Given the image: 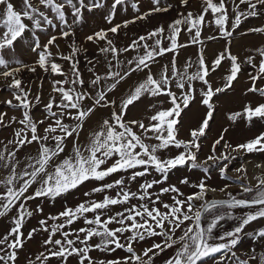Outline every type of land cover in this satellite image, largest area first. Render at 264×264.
<instances>
[{"label":"snow or ice","instance_id":"6c2138e0","mask_svg":"<svg viewBox=\"0 0 264 264\" xmlns=\"http://www.w3.org/2000/svg\"><path fill=\"white\" fill-rule=\"evenodd\" d=\"M178 2L190 8V0ZM126 3L112 0L104 16L109 27L85 37L93 44L105 42L98 48L105 71H98L99 60H89L91 76L85 79L78 56L86 49L72 40L65 52L59 41L73 37L85 12L105 8L106 0H0V92L9 93L0 104L19 113L0 111V130L12 129L11 138L0 140V218L11 221L0 237V264H18L20 252L37 232L46 233L41 242L44 250L35 259L26 257L27 264H51L53 260L56 264H156L165 253L170 254L162 264H207L209 259L213 264H264V227L246 231L264 219V173L255 177V186L237 176L240 191L235 195L228 191V184L219 189L208 185L207 176L196 183L187 177L180 179V185L193 189L187 194L177 184L168 183L173 170L185 167L205 174L216 168L221 178L232 179L227 176L229 163L237 158L232 153H264V132L233 145L226 139L229 129L225 127L204 160L199 159L219 108L217 100L233 91L241 76H246L242 95L254 99L239 110L226 112V118L232 124L239 120L249 126L253 121L264 123V46L244 59L226 46L208 61L201 39L205 27L214 26L228 40L250 17L264 19V0H200L198 10L181 12L167 26L154 27L119 47L109 33L115 36L130 24L173 7L165 0H150L148 10L141 12L139 3L133 2L131 8L137 15L114 23L118 6ZM182 32L189 36L186 43H180ZM249 34L264 35V24L241 33ZM189 44L201 48L195 64L189 58L181 70L177 55ZM25 52L34 58L26 61ZM126 53L134 55L126 57ZM166 54L172 58L161 64ZM225 61L228 68L221 76L223 83L214 86L211 75ZM193 67L195 71H189ZM26 73L36 74L37 81ZM39 73L53 77L48 80L46 101ZM137 73L141 75L127 92L113 98ZM142 98L154 101L149 106L151 114L129 118L130 108ZM194 104L205 111L183 139L184 117ZM37 107L42 108L40 117L33 114ZM29 147L34 151L21 157ZM173 149L179 151L163 154ZM235 172L246 174L247 169L241 165ZM87 182L96 183L83 193L85 200L23 231L27 220L44 212L42 204L32 208L30 202L55 201ZM216 191L226 198L209 199L208 193ZM95 194L101 197L96 199ZM233 210L241 212L235 215ZM225 218L237 220V226L214 234ZM245 238L253 246L238 254ZM117 250L125 255L107 258ZM93 252L106 254V258L98 259Z\"/></svg>","mask_w":264,"mask_h":264},{"label":"rangeland","instance_id":"374dc122","mask_svg":"<svg viewBox=\"0 0 264 264\" xmlns=\"http://www.w3.org/2000/svg\"><path fill=\"white\" fill-rule=\"evenodd\" d=\"M191 1H195V0H190V8L186 9V8L180 6L178 0H165L166 3H171L173 5V7L167 13L155 14L154 16L150 17L147 20L136 21L134 24H130L127 28H122L119 31V33L115 36H113L111 33H109V38L113 39L114 43L119 47L126 46L128 43L131 42V40L133 38L138 37L139 35L145 34L146 32L152 30L154 27H157L159 25L167 26V24L171 23L175 18L178 17L179 13L186 12L188 10H192V11L198 10V8L200 6V0H196L195 2H191ZM111 2H112V0H106L105 8H103V9L94 10L91 13L85 12V20L76 26L75 35L73 37L67 39V40H60L59 41L61 50L65 51V52L68 50L67 46L69 43H71L72 40H75L84 49H86V51L80 53V55L78 56V59L80 61L79 68H80L81 72L83 73V76L85 79H88L91 76V73L88 72V70H87L90 67V65L88 64L89 60H99L100 63L97 64L98 71H100V72L105 71L104 56L98 52V48L104 46L105 42L102 41L99 44H93L91 42H86L85 37L87 35L92 34L94 31H98L101 28L109 27L107 22L104 20V16L107 14L109 7L111 5ZM133 2L139 3L141 12L147 11L148 8L150 7V0H127V3L124 7L118 6L117 15L113 21L114 23H122L124 20L133 19L137 15V13L135 11H133V9L131 8V4ZM125 7L127 8V11L124 10ZM207 19L210 20L211 16H208ZM254 22H256L260 26L261 24H264V19H262L260 17H254V18L250 17L247 21H245L243 23V26H246L245 27L246 29L248 27L250 28V27H252ZM239 31L240 30H238L237 32H239ZM202 34L203 35L208 34V36H216V39L206 41L205 45L209 46V44H212L211 43L212 41H215V42H217L216 43L217 45L214 46L215 49L217 47V50H219V51L221 50L222 46H221V41H220L221 38L220 37H222V36L216 31L214 26L213 27H205ZM217 38L219 39L218 41H217ZM42 39H45V37L42 36ZM210 48L211 47L209 46V49ZM215 49L213 51H216ZM53 51H55V49H53ZM131 55H134V53L124 54V56H126V57H130ZM165 56L170 57L172 55L166 54ZM33 58H34V54L25 52L24 59L26 61H31ZM121 58L123 59L124 57H121ZM161 59H164V58H161ZM25 75H26V77L30 78L32 81H34V82L37 81V75L36 74L26 73ZM39 75L41 78L44 79L43 98L46 101L48 91L50 90L48 80L53 78V77H48L47 74H43V73H39ZM215 77L217 78L216 74H215ZM54 78H59V77H54ZM136 80H137V75L133 74L132 78L130 80H128L126 83H123L121 85V87L119 88V90L113 94V98H115V99L121 98L127 92L129 86L132 85ZM216 81L220 82V85L223 83V81L221 79H217ZM33 87L34 88L37 87V84L34 83ZM244 87H245V84L242 85L241 88H239L240 91ZM7 98H9V93L7 92V90L0 92V100H4ZM153 102L154 101L151 98H142V100L140 102H137V104L134 107L130 108V111L128 114L129 118H145V117H147L148 115L151 114L149 111V106ZM165 106H167V105H165ZM230 106L231 107H229V109H231V111H234L235 109L239 110L238 105H230ZM240 106L242 107V105H240ZM0 111H8L9 115L19 116L18 112L9 111L7 106L3 105V104H0ZM102 111H104V114L107 115V112L105 110H102ZM194 111H196V110H194ZM200 111H201V109L197 110L198 113H200ZM33 114L37 117L42 116V108L37 107L36 109H34ZM98 118H99V113L97 114L96 117H93L92 122L94 123L95 120ZM187 118L188 117H186V119ZM185 121L186 120H184V127L181 131V136L183 135V137H181V138H183V139H186V138H184L185 135L188 136L189 126H195L197 123V121L195 122V124L192 123L193 121H189V122L187 121L188 123H185ZM221 122L222 123H220V124H218L217 122L213 123V127H211L207 133V136H209L210 139L213 136L221 133L220 132V129L222 127L221 125L226 123L224 120ZM216 123H217V125H216ZM244 125H246V123ZM11 132H12V129L0 130V140H6V138H11ZM252 132H254V131H252ZM246 133H247V131H245L244 135H243V139L245 141L248 140L249 138H251L252 135H254V133H252V134H246ZM228 134L229 135L231 134V138L234 139V142H237L238 140H240L242 138V136L239 137L240 134L233 129L229 130ZM206 138H205V140L207 141V144L205 145V147H202V151L199 154V159L201 161L204 160V158L209 153V148H210V146L208 144L209 139H206ZM82 139H83V137H82ZM220 150H222V149H220L218 146V153ZM30 151H34V148L29 147V148L24 149L23 152L21 153V157H23L24 153H27ZM177 151H179V150L173 149L171 152H165L163 154L165 156L172 155V154H175ZM232 155L237 157L235 160H232L229 163V167H228V171H227V176L231 177L232 179L221 178V176L219 174V170L216 168L210 169L209 173L205 174L200 169H193L190 171L187 167H185V168H178L176 170H173V172L170 173V175H169L168 183L177 184L181 188V190L184 191L186 194L192 192L193 189L179 184L180 179H182L184 177H187L191 183H196L201 179H205V177L207 176L206 183L208 185H210L211 187L219 189V188L224 187L226 184H228V185H230V187L228 188V191H231L234 195L240 191L239 184L236 183V177L237 176L244 177V183L251 184V185L255 186V184L257 183L255 177L260 176L262 173H264V168H257L256 167L257 164L262 165V163H264V154L259 155V156H252V154L248 155L247 153H232ZM241 165L246 167V169H247L246 174L235 172V169L240 167ZM95 183L96 182H87L85 185L80 186L78 189L73 190L72 192L66 194L65 196L58 197L55 201L36 200V201L30 202V205L32 208H35L37 204H42L44 207V212L40 213V214H36L32 218L27 220L26 224H25V228L23 229V231L25 233H27V231H29L31 228L38 227V221L40 219H43L48 215L57 214L59 211L63 210V208L65 206H74L77 203L85 200L86 197H84L83 193L86 191H89L94 186ZM133 190H135L134 185H133ZM245 195L250 196L252 194H245ZM100 197H101V194H95V196H94V198H96V199H99ZM216 197H225V195H224V193H222L220 191H216L215 196H213L210 192L208 193L209 199L216 198ZM165 199H167V197H165ZM222 211H226V209H222ZM233 211H234L235 215H239L241 212V210H233ZM208 218L210 219V216ZM49 223H53V222L49 221ZM202 223H203V226H206V221H203ZM237 224H238L237 220H230V219L225 218L224 221H221V223L217 227V229L214 230V234L219 235L225 231H230V230L234 229L237 226ZM10 226H11V221L8 217L0 218V237H2L9 230ZM259 226H261V227L264 226V219L257 221V222H253L252 225L247 227L246 231H252L254 229H258ZM44 238H46V233L37 232L34 235V238L32 240L27 241L24 249L20 252L18 264H27L26 257H30L32 259H35V256L44 250L41 246V242ZM148 243H150V242H148ZM252 246H253V241L250 239H249V241L246 242V244H245V242H242V244L240 246H238V248H239L238 254L244 252L245 250L249 249ZM257 251L259 252V251H261V249L259 247H257ZM169 254L170 253H165V254H162L160 257H158L156 260V264H162L165 257ZM92 255L98 259L106 258V254H102L99 252H93ZM123 255H125V253H123L120 250H117L116 253L112 254V256H107V258H113V256H123ZM217 255H219V254H217ZM37 264H38V262H37ZM51 264H56V261L55 260L51 261ZM73 264H75V261H73ZM207 264H213V262H207Z\"/></svg>","mask_w":264,"mask_h":264},{"label":"crops","instance_id":"0c3cea01","mask_svg":"<svg viewBox=\"0 0 264 264\" xmlns=\"http://www.w3.org/2000/svg\"><path fill=\"white\" fill-rule=\"evenodd\" d=\"M195 1H191V2H195ZM254 26H259V25L256 22H254L252 27H254ZM245 27L246 26H243V24H242L241 28L239 29L240 31L236 32L233 35V37L228 38V40H226L223 37H220L221 38L220 39L221 46H222L220 51L217 50V47L215 49L214 46L217 45L216 44L217 42H215V41H212L211 42L212 44H209V46L211 47L209 49V46L205 45L206 41H209L208 39H206V37H208V34H205V35L202 34L201 39L204 40V45H203L204 53H205V56L207 57L208 61H211L215 57V55H217L219 52L223 51L226 46L230 47L231 52L233 54L237 55L238 57H240L241 59H244L248 55H255V52L253 51V49H255L257 47L264 46V35L249 34L247 36H242L241 33L246 31L249 28L248 27L246 29ZM188 40H189V36L187 35V33L183 32L180 36V43H186ZM218 40L219 39L217 38V41ZM229 41H230V43H229ZM200 48H201V45H199V44H189L187 47L179 50L178 55H177V61H178V66L181 67V70H182L183 64L189 58L195 64V61L197 60V55H198ZM214 49L216 51H213ZM163 58L164 59H160L161 64L168 63V61L171 60L172 56H170V57L165 56ZM158 67L159 66L154 67L153 71H155ZM227 68H228V63L225 61L222 65V67L217 69L216 73H213L211 75V80H212L214 86L220 85V82H217L216 80L221 79V76L225 74V71ZM247 70L252 71L251 67H248ZM189 71H195V67H193ZM215 74H216L217 78L215 77ZM136 75L138 77V75H141V74L137 73ZM245 82H246V76H241L239 82L235 84V89L233 91L227 93L226 95H221L219 97V99L217 100V103L219 105L218 111L215 113L214 120L212 122H210V128H211V127H213L214 122H217L218 124H220V123H222L221 121L224 120L226 123L221 125L222 127L220 129V132L225 127H227L229 130L233 129V130L237 131L240 134L239 137L242 136V138L240 140H238L237 142H234V139L231 138V134L230 135L228 133L226 134V139L228 141H230L233 145H235L237 143L245 142V140L243 139V135H244L245 131H247L246 134L254 133V135H252L251 138H254L256 135H259L261 132H264V123H262L260 121H253L251 126H249L243 120H239L235 124H232L226 118V112L231 111V109H229V107H231L230 105H238L239 109H240V107H241L240 105L243 106V104L245 102H247L248 100L254 99L251 95H249L248 97H245L242 95L243 89H241V91H240L239 88H241V86L244 85ZM199 109H201L200 113L197 112V110H199ZM194 110H196V111H194ZM204 111H205L204 108L202 106H200L199 104L192 105L191 110L184 117V120H186L185 123H188L189 121H193L192 123L195 124V122L196 121L198 122V119L201 118ZM186 117H188V118L186 119ZM217 123H216V125H217ZM245 123H246V125H244ZM252 131H254V132H252ZM218 135L213 136L211 139L209 136H207L206 139H209V142H210V143L208 142L209 146H211L212 141L215 138H217ZM181 137H183V135ZM184 138H187V136L185 135ZM251 138H249V139H251ZM206 144H207V141L204 138L202 147H205ZM250 154H252V156H259V155H262L264 153H250ZM260 227L261 226H259L258 228H260ZM247 241H249L248 238H245L243 240V242H245V244ZM207 262H212V260L209 259Z\"/></svg>","mask_w":264,"mask_h":264},{"label":"water","instance_id":"95a60500","mask_svg":"<svg viewBox=\"0 0 264 264\" xmlns=\"http://www.w3.org/2000/svg\"><path fill=\"white\" fill-rule=\"evenodd\" d=\"M226 197H216V198H211V199H225ZM203 226V223H202Z\"/></svg>","mask_w":264,"mask_h":264},{"label":"bare ground","instance_id":"6f19581e","mask_svg":"<svg viewBox=\"0 0 264 264\" xmlns=\"http://www.w3.org/2000/svg\"><path fill=\"white\" fill-rule=\"evenodd\" d=\"M262 165H264V163H262ZM256 172V171H255ZM213 196H215L216 192H210ZM217 195V194H216Z\"/></svg>","mask_w":264,"mask_h":264}]
</instances>
